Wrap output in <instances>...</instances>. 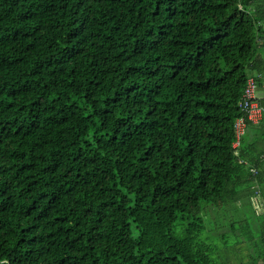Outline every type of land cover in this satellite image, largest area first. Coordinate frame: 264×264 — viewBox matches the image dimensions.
<instances>
[{"label":"trees","instance_id":"trees-1","mask_svg":"<svg viewBox=\"0 0 264 264\" xmlns=\"http://www.w3.org/2000/svg\"><path fill=\"white\" fill-rule=\"evenodd\" d=\"M249 75L264 0H0V264L263 261Z\"/></svg>","mask_w":264,"mask_h":264},{"label":"built area","instance_id":"built-area-1","mask_svg":"<svg viewBox=\"0 0 264 264\" xmlns=\"http://www.w3.org/2000/svg\"><path fill=\"white\" fill-rule=\"evenodd\" d=\"M257 79L254 75H249L239 102V107L245 111V116H239L234 122V132L236 141L233 143V147H237L242 133L245 131V125L248 121L253 124H258L264 115V105H262L255 96L257 90ZM253 175L256 174V168H250Z\"/></svg>","mask_w":264,"mask_h":264},{"label":"rangeland","instance_id":"rangeland-1","mask_svg":"<svg viewBox=\"0 0 264 264\" xmlns=\"http://www.w3.org/2000/svg\"><path fill=\"white\" fill-rule=\"evenodd\" d=\"M255 96H256V98H258V99H260V100H261V99H264V86L257 87V90H256V93H255ZM263 125H264V119H263ZM263 127H264V126H263ZM250 134H252V137H253L252 130H251V129H247L246 133L242 136V138H246L247 136H250V138H252ZM249 205H250V204H249ZM250 206H251V205H250ZM247 210H248V208H246V207L244 206V207H243V211H247ZM214 239H215V241H216L217 243H219V246L222 247V249H223L224 251H227V252H233V249H232V248H233V245H232V244H229L230 247H228V246L225 245V243L222 244V243L219 241V238H218L217 236H215ZM225 246H226V247H225ZM229 258H230L229 261H230V260L233 261V262L238 261V258H237V256H235V255H231Z\"/></svg>","mask_w":264,"mask_h":264},{"label":"crops","instance_id":"crops-1","mask_svg":"<svg viewBox=\"0 0 264 264\" xmlns=\"http://www.w3.org/2000/svg\"><path fill=\"white\" fill-rule=\"evenodd\" d=\"M260 103H262V104L264 105V99H261V100H260ZM263 119H264V116H263ZM263 119H261L260 122L263 121ZM259 264H264V262L261 261Z\"/></svg>","mask_w":264,"mask_h":264},{"label":"clouds","instance_id":"clouds-1","mask_svg":"<svg viewBox=\"0 0 264 264\" xmlns=\"http://www.w3.org/2000/svg\"><path fill=\"white\" fill-rule=\"evenodd\" d=\"M258 99V98H257ZM258 101L260 102V99H258ZM262 104V103H261ZM263 105V104H262ZM264 116V115H263ZM263 118V117H262Z\"/></svg>","mask_w":264,"mask_h":264},{"label":"flooded vegetation","instance_id":"flooded-vegetation-1","mask_svg":"<svg viewBox=\"0 0 264 264\" xmlns=\"http://www.w3.org/2000/svg\"><path fill=\"white\" fill-rule=\"evenodd\" d=\"M263 262H264V260H263Z\"/></svg>","mask_w":264,"mask_h":264}]
</instances>
